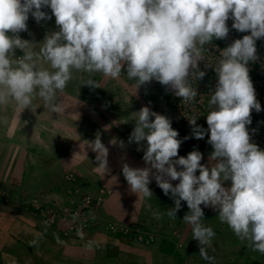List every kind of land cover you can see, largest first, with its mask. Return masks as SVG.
<instances>
[{
	"label": "clouds",
	"instance_id": "clouds-1",
	"mask_svg": "<svg viewBox=\"0 0 264 264\" xmlns=\"http://www.w3.org/2000/svg\"><path fill=\"white\" fill-rule=\"evenodd\" d=\"M45 7L51 9L59 31L48 33L39 44L22 39L19 33L27 31L30 14L37 22L52 18L42 11ZM230 19L232 28L250 35L220 51L214 66L206 64L218 75L216 90L206 99L212 106L206 115L208 128L197 125V116L188 118L196 139L210 132L208 143L179 156L186 151L171 119L144 106L131 114L135 128L129 142H147L143 159L150 167L124 164L122 171L131 191L146 198L153 196L149 184L154 175L163 192L174 198L170 217H176L181 201L187 203L190 211L183 220L199 242L203 259L212 260L206 246H211L215 232L203 223L201 205L218 211L220 221L240 240L264 254V150L251 142L247 127L253 109L262 110L248 65L257 60L256 41L264 38V0H0V110L12 105L23 113L41 98L51 112L64 114L58 94L74 71L101 73L114 80L123 72L136 82L137 91L155 80L170 86L183 104L193 103L198 91L192 81L206 75L200 70L208 54L205 46L228 36ZM17 49L22 56H16ZM85 85L97 87L92 79ZM7 122L0 117V123ZM83 143L97 153L95 170L105 176L109 149L101 135ZM110 143L116 145L117 139ZM209 145L214 149L209 161L215 162L210 167L201 163L204 157L199 151ZM69 175L76 183L74 173L65 174V181ZM177 180L173 186L171 181ZM228 181L231 186L225 187ZM69 189V194L75 190L86 194ZM57 199L63 205L73 200Z\"/></svg>",
	"mask_w": 264,
	"mask_h": 264
},
{
	"label": "crops",
	"instance_id": "crops-1",
	"mask_svg": "<svg viewBox=\"0 0 264 264\" xmlns=\"http://www.w3.org/2000/svg\"><path fill=\"white\" fill-rule=\"evenodd\" d=\"M253 84L255 83L253 82ZM259 84V86H256V96L262 110L256 112L253 109L251 113L252 123L247 126L249 131L258 133L264 132V84ZM15 117L9 115L8 120L19 118L16 115ZM43 118L44 115L40 119ZM31 132L25 126H22V128L11 125L8 128L0 126V190L6 191L11 197V204L0 205V264H179L176 257L172 256V254L177 253L173 244L174 241L171 240L173 242L171 243L167 235L158 234L154 227L159 228L163 220H170L171 224L173 223V226H175L174 228L184 229L188 227L192 232L190 225L185 223L182 218L190 210H185V213L178 211L176 217H171V219L164 218L163 215L168 214L161 209V200L157 197L163 190L160 191L157 188L155 177L152 175L150 176L149 188L153 195H157L154 198L159 206L156 205L150 212H147L145 210L147 208L146 200L150 198H146L139 193H133L123 175L124 164H128L133 168L150 167L143 159L147 147L141 150L137 146L112 145L110 141L114 135L108 138L106 134H102L106 136L105 146L109 149L110 156H112L111 153L122 151L114 162H111L108 156L109 170L104 176L95 170V167L98 166L97 153H94L85 144L82 146L81 138L77 139L74 144V152L75 155H80H76L73 162L77 182L68 183L65 181L64 176L62 177L63 169L58 166L52 167L48 173L43 169L36 168L37 162L34 155L28 150V146L26 147L27 138L34 140L32 134H29ZM39 137L34 141L38 142L42 136ZM38 145L39 150L37 152L42 155L44 153L42 143ZM199 151L204 157L201 161L202 164L210 167L212 163H215L209 161V157L214 151L211 145ZM85 152L89 155L90 162L85 160ZM48 156H52L51 152ZM140 157L143 160H140ZM173 159H178V157ZM177 168L181 170L179 166ZM155 171L153 169V173ZM83 175L85 176L83 177ZM197 175H199V171ZM171 183L175 186L179 181H171ZM230 186L231 181L226 182L225 187ZM68 188H78L84 193H96L102 188L111 189L112 196L106 202L101 217L117 220L120 222L119 224L124 226V223L128 225L131 223V226L135 225L147 235L153 234L158 237V240L151 245L142 244L132 236L107 231V223L92 228L79 236L64 237L55 233V228L49 229L42 217L31 209L30 200L39 195H44L43 197L47 200L58 197L63 202L68 203L75 198L69 196L71 194H69L70 189ZM137 200L143 202V212L141 214L138 213L139 204H137ZM150 206L152 204H149ZM201 207L205 214L216 215L219 219L218 211H206L204 205H201ZM128 209L133 218L136 217L135 219L127 220L126 213ZM134 209H136V212ZM149 215H151V218H147ZM98 220H100L99 217ZM142 222L153 226L145 228ZM206 225L211 226L213 229L215 227L210 224ZM62 226L65 225L62 224ZM157 250L167 252L169 256L163 257L164 254L158 253ZM186 261L182 264H187ZM216 261L220 262L215 257L210 263L214 264Z\"/></svg>",
	"mask_w": 264,
	"mask_h": 264
},
{
	"label": "rangeland",
	"instance_id": "rangeland-1",
	"mask_svg": "<svg viewBox=\"0 0 264 264\" xmlns=\"http://www.w3.org/2000/svg\"><path fill=\"white\" fill-rule=\"evenodd\" d=\"M42 11H45L52 18L37 22L30 14L29 20L27 21V31L19 33L22 39L28 40L34 44H39L43 42L48 33L59 31L55 22V16L52 15L51 9L45 7L42 8ZM233 23L234 21L231 19L227 22L230 32L226 38L213 40L205 46L208 54L206 55V60L200 62V70L205 71L206 75L203 79L192 81L193 87H197L198 97H202L206 89L213 90L212 94H214L218 82L217 73L213 68L206 67V64L209 63L210 66H214L220 51L230 46L236 39H242L244 35H250V32H240L232 28ZM256 47L257 60L250 62L248 65L249 75L252 82L255 83V88L260 85L259 83L264 84V38H261L260 43L258 41L256 42ZM36 50H39L38 46ZM22 55L23 52L17 49L16 56L19 57ZM89 79L96 81L97 87L85 85ZM135 84L136 82L129 79L123 72L119 79L114 80L104 77L101 73L89 74L87 72L74 71L73 79L68 82L64 92L58 94V102H63L65 109L64 114L51 112L45 102L41 98H37L34 101L36 107L25 109L23 113H17L12 105L0 110V117H6L8 121L7 124L0 123V126L6 128L10 125L17 128L25 126L32 131L29 134H32L34 140L42 136L41 138L39 137L40 139L38 142L31 138L26 139V147L28 146V150L33 153L34 159L37 162L36 168L43 169L48 173L52 167L58 166L63 169V175L61 174L62 177L67 173H74V144L77 139L81 138L82 142L83 140L94 141L99 133L104 145L106 136L102 134H106L108 138L114 135L111 138H117V144L119 145H121L120 141H123V145L137 146L141 148V150L146 148V141L142 142V145H138L136 142H129V137L135 128V121L131 117V114L138 112L144 106L150 107V109L156 113L170 117L172 127L179 132L178 138L183 142L180 127L181 123L178 119L179 115H176L169 107L170 99L168 96L171 94L167 92L169 91L171 93L174 90H172L170 86L162 85L155 80L142 85L138 91ZM211 108L212 106L208 102L207 112H209ZM9 115L14 117L16 115L19 118L8 120ZM43 115L44 118L40 119ZM152 119L154 120V117H152ZM259 133L264 135V132ZM40 143H42L44 152L42 155H39L37 152L39 150L38 144ZM83 145L84 143L82 146ZM259 147L261 150H264V146ZM184 151H186V153L182 155L179 152V156L186 157L189 151ZM49 152L52 154L51 157L48 156ZM121 152L122 151L115 152L114 154L111 153L112 156H110L109 152L111 162H114ZM85 160L90 162L88 154ZM125 160L127 161L126 158ZM140 160L143 159L140 157ZM84 176L85 175H83V177ZM156 186L162 191L158 185ZM169 195L171 194L169 193L166 195L164 192H160L158 196L153 195L150 199L146 200L147 208H145V210L150 212L154 206H159L155 200L157 196L161 200V209L168 214L169 209L175 208L174 198ZM130 197L132 198L133 196ZM137 201V204H139L138 213L141 214L143 212V202L141 200ZM149 204H152V206L149 207ZM104 209L105 207L100 211V220H97L92 228L99 227L101 224L105 223L110 224L111 222H118L114 219L111 220L101 217ZM187 209L186 203L182 202L179 211L185 213ZM204 209H206V211L215 210L210 206H204ZM134 211L136 212V209H134ZM126 215L127 220L136 218H133L129 209ZM205 215L206 218L203 223L205 225L210 224L215 226L214 229H216L214 231L215 236L212 239L211 246H206L207 255L212 259L216 257L220 261H216L214 264H264V254L253 250L247 240H240L233 231H230L232 229L229 228L226 223L221 222L216 215ZM163 217L171 219L169 215H163ZM147 218H151V215L147 216ZM182 218H184V216ZM124 224L128 225L127 223ZM142 224L145 228L153 226L145 224L144 222H142ZM129 225L131 226V223H129ZM174 227L175 226H173V223L171 224L170 220H163L160 227H154V229L158 234L167 235L171 243L174 241L173 244L177 253L172 254V256L176 257L179 264H182L185 260H187V264H208L212 261L205 260L200 256L199 242L193 239L192 232L188 227V229ZM157 238L158 237H156L152 244L158 240ZM158 253L164 254L163 257L169 256L167 252L158 251Z\"/></svg>",
	"mask_w": 264,
	"mask_h": 264
},
{
	"label": "built area",
	"instance_id": "built-area-1",
	"mask_svg": "<svg viewBox=\"0 0 264 264\" xmlns=\"http://www.w3.org/2000/svg\"><path fill=\"white\" fill-rule=\"evenodd\" d=\"M254 85V84H253ZM255 88V87H254ZM256 90V88H255ZM213 90L206 89L202 97H197L196 101L190 104H183L181 98L175 95V92L170 97V108L177 115L182 125L183 142L181 148L183 150L193 151L197 148L205 146L210 137V132L205 135L203 139H196L193 135V126L189 123L188 118L197 116V125L204 129L208 128L206 115L207 112V96L212 94ZM251 142L258 146H264V135L256 131H249ZM187 138V139H185ZM67 182L73 183L75 181L72 175L66 177ZM72 196L78 195V199H73L69 204L63 205L57 198L47 200L44 195H39L30 200V206L33 211L39 214L46 226L51 229L55 228V233L68 237L79 236L87 232L98 220V213L105 205L108 198L112 195V190L107 188L100 189L95 194H79L77 190L71 191ZM10 195L3 190H0V205L11 204ZM64 224L65 226L61 227ZM107 230L111 233H121L123 235L132 236L139 243L151 245L155 241L153 234H145L140 228L135 225H121L119 223H110Z\"/></svg>",
	"mask_w": 264,
	"mask_h": 264
},
{
	"label": "trees",
	"instance_id": "trees-1",
	"mask_svg": "<svg viewBox=\"0 0 264 264\" xmlns=\"http://www.w3.org/2000/svg\"><path fill=\"white\" fill-rule=\"evenodd\" d=\"M257 41L260 43L261 39H259V40H257ZM257 41H256V42H257Z\"/></svg>",
	"mask_w": 264,
	"mask_h": 264
}]
</instances>
